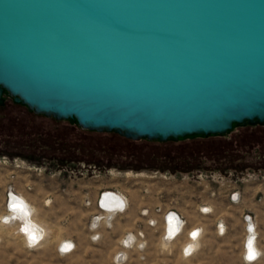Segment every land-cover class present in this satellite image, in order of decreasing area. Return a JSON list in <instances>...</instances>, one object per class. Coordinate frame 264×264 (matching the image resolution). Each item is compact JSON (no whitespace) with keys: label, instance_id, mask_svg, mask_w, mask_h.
Returning a JSON list of instances; mask_svg holds the SVG:
<instances>
[{"label":"water","instance_id":"1","mask_svg":"<svg viewBox=\"0 0 264 264\" xmlns=\"http://www.w3.org/2000/svg\"><path fill=\"white\" fill-rule=\"evenodd\" d=\"M2 91L132 140L264 125V0H0Z\"/></svg>","mask_w":264,"mask_h":264},{"label":"rangeland","instance_id":"2","mask_svg":"<svg viewBox=\"0 0 264 264\" xmlns=\"http://www.w3.org/2000/svg\"><path fill=\"white\" fill-rule=\"evenodd\" d=\"M17 108L27 120L42 119L50 127L57 128L65 125L88 136L95 134L105 136L100 140L88 138L87 143L100 141L105 145L126 146L122 141L108 138V136H114L113 132L81 129L74 124L73 120L54 121L29 112L19 104ZM2 110L0 108V113ZM250 128L247 131L250 134H263L261 130L252 129V126ZM239 130L236 126L223 135H210L202 139L186 137L174 142V144L187 143L184 145L186 149L210 147L215 149V153H210L208 156L200 150L199 153L195 152L183 159L187 165L198 162L197 165L189 167L183 165L181 169L163 171L133 167L130 165L131 162L146 164L134 158L130 159V164L127 163L129 159H119L115 164L101 166L99 170L92 166L76 167V170L70 171L71 166L41 163L31 159L30 155L24 153L25 149L21 148L23 145L16 146L13 143L12 140L18 137V133L15 136L0 135V137L10 138L7 143L0 144V161L3 157L9 160L17 159L18 164H26L25 167L33 165L35 168L29 170L0 162V217L6 211L5 202H3L4 192L7 187H10L14 192H21L28 198L36 208L37 218L49 229V234L47 233L49 236L42 241V244L27 247L10 228L5 230L0 226V264H246L241 254L243 236L240 208L228 204L225 195L239 189L237 188L239 185L245 186L256 182L253 175L264 171V147L254 142L250 149L246 145V149H243V146L236 143L232 137ZM247 132L244 133L247 134ZM19 136L29 138V141L32 140L31 138H37V135L30 131L28 134L24 132ZM244 137L248 136L244 135ZM121 140L124 141V139ZM135 142L160 144L159 141L146 139ZM149 144L145 143L144 147L135 150L141 154L155 151L156 149ZM159 150L162 148L157 149ZM230 150L244 154V157L237 156L234 160V162H242L240 165L245 166L243 169L227 166L226 155L230 153ZM101 151L104 152V150ZM113 158L116 159V155ZM180 158L170 160L169 163L182 160ZM244 177L245 179L241 181L240 179ZM110 188L119 191L127 198L129 201L127 209L114 216L109 227L103 225L91 231L89 222L96 212L94 209L96 195L102 189ZM18 196L21 195L18 194ZM204 205L214 206V211L209 215L196 214L198 206ZM171 206L185 213L189 220L187 222L185 218L186 228L192 226L202 228L198 246L188 257L182 254V247L185 244L183 237L165 244L161 240L160 222L157 221V225L153 227L147 224L149 211L157 207L165 209ZM207 210L211 211L209 208ZM226 219L229 222L228 225L224 222ZM220 221L226 226L224 235H218L216 232V224ZM138 232L144 235L138 240L144 242L141 248H137L136 245L124 248L121 245V240L126 234L137 235ZM92 234H98L99 238L92 241ZM62 237L71 239L74 246L65 254H60L57 250L59 247L56 246L58 239ZM120 250H125L126 254L122 256L121 261H118L116 257ZM263 259L264 257L259 262L251 264H264Z\"/></svg>","mask_w":264,"mask_h":264},{"label":"flooded vegetation","instance_id":"3","mask_svg":"<svg viewBox=\"0 0 264 264\" xmlns=\"http://www.w3.org/2000/svg\"><path fill=\"white\" fill-rule=\"evenodd\" d=\"M0 97V108L3 109L2 113H0V135L5 134L8 136H15L18 133V137L13 138L12 141L16 146L23 145V147L21 148L25 149L24 153L30 155L31 159L33 158V160L41 161V163L47 162V164L54 163L62 166H71V168H69L70 171L71 169L76 170V167L86 168L92 166L99 170L101 169V166L105 164H115V162H118L119 159H129V162L127 163L130 164V159L133 158L139 159L146 163L143 165V163L136 164L134 162H131L130 165L133 167L162 171L166 169L176 170L181 169V166L183 165L185 167L197 165L198 162H196V164L194 163L193 165L185 164L186 161L183 162L184 158L192 155L195 152L199 153V151L202 150L203 154H208V156L210 155V153H215V149H210V147L204 149H186L184 145H186L187 143L174 144V142H178L180 140H183L184 138L178 141H165L167 142V144L159 141L160 144L153 145L149 144L148 142L136 143L135 141H140L141 139L132 140L114 132V136H108V138L122 141L126 146L122 145L116 147L113 145H105L100 143V141H98L97 143H87L88 138H97V140H100L104 139L105 136H98L97 134L88 136L85 133L75 131L72 127H67L65 125H60L57 128L50 127L49 125L45 124L42 119L35 120L31 118L30 120H27L25 119L26 117L22 115V113L18 112V103L13 102L12 98L8 96L5 91L1 92ZM21 106L25 107L24 105ZM28 111L30 112V110ZM40 115L44 116L46 119H51L54 121L58 120L51 116H45L43 114ZM74 124L77 126L75 122ZM237 127L240 130L232 137L233 140L236 141V143L243 146V149H246V146H248L250 149L254 145V142H258L261 147H264V125L252 126V129L255 128L257 130H261L263 132L262 135H253L252 133H248L247 131L251 129L250 126ZM28 131L36 134L37 138H31L32 140L29 141V138L25 139L24 137L19 136V134H23L24 132L28 134ZM244 132H247V134ZM244 135H247L248 137L245 138ZM209 136H191L190 138L201 137L202 139L208 138ZM8 139L10 138L0 137V144L7 143ZM121 139H124V141L127 142H124ZM145 143L149 144L150 147L155 148L156 150L150 151L146 154H141L139 153V151L137 152L135 150L136 148L144 147ZM21 148L18 149L22 150ZM158 148H162V150L157 151ZM101 150H104V152ZM229 152L230 153L226 155V158H228L227 166L233 169H243L245 166L242 167L240 165L242 162H234V160L237 158V156H239L240 158L242 156L244 157V154L242 155L241 152H233L232 150H230ZM220 153L222 152L220 151ZM115 155L116 159L113 158ZM177 158H180L182 160H176V162L169 163L170 160H174Z\"/></svg>","mask_w":264,"mask_h":264},{"label":"built area","instance_id":"4","mask_svg":"<svg viewBox=\"0 0 264 264\" xmlns=\"http://www.w3.org/2000/svg\"><path fill=\"white\" fill-rule=\"evenodd\" d=\"M253 178L256 179L257 181H264V171L263 172H260V173H256L255 175H253ZM244 178H241L240 180H244ZM16 192H14L13 190H11L10 187H7V190H5L4 192V199L6 198V205L9 201L8 197L10 195L12 196H16L15 194ZM104 194H111V196L113 198L115 197H118L119 196V191L113 189V188H110V189H107V191H102L101 194H100V197H99V200L97 201V205H95V202H94V209H96V212L93 214L90 222H89V228L91 231H95L99 228H101L103 225H106L107 227L110 226L109 223L106 222V224L104 222H102V220L105 218L101 215H99L100 213H102L103 211L106 212V208L103 206L102 204V197L104 196ZM228 200L231 204H237L239 201H240V195L238 193V191L235 189L233 191H231L228 195ZM8 200V201H7ZM4 202V201H3ZM126 205V207H125ZM127 202H125V204L121 206H119V204H115L113 210L116 212L115 214L119 215L121 213L124 212L125 209H127ZM4 210V209H3ZM155 211L157 212H162V222H161V226H160V229H161V239L162 241L165 243H171V242H174L178 239H180L181 237H183L185 239V241H187L188 239H196L199 241L200 237L202 236V228L200 227H197L195 228L194 230L190 231V232H187L190 228H193L192 227H187L185 226V218L183 216H181L176 210L174 209H171V208H168V209H162L161 207H157L154 209ZM199 211L203 214H206V212L208 211L206 209V207L202 206V207H199ZM118 212V213H117ZM121 212V213H120ZM209 212V211H208ZM170 215H172L175 220H176V224H180V221H181V225L179 226L178 230H176L175 232H170V235H164V224H163V220L165 219V217H170ZM178 215L180 216V221H179V218H178ZM116 216V215H115ZM112 218V217H111ZM109 219V220H112V219ZM4 219H0V224H2L3 227H6L5 224L3 223ZM242 221H243V224H244V231L246 232L244 234V237L245 239L243 238L244 240V243H242V259L244 261V263L246 264H251V263H257L259 262L263 257H264V248L262 247L261 245V239L258 237L259 236V233L256 231V224L253 222V219H252V216L251 214L249 213H244L243 216H242ZM147 224L149 226H156L157 225V220L155 219H148L147 220ZM163 227V228H162ZM163 229V230H162ZM163 231V232H162ZM196 231V232H194ZM216 232L218 235H224L225 232H226V226L223 222H218L216 224ZM196 234L193 235V234ZM133 235V238L131 239H128V236ZM249 235H253L252 237V246H248L249 242L247 241L248 240V237ZM195 236V237H194ZM144 235L141 234L140 232L136 234L134 233H128L124 236V238L126 239H122L121 240V245L124 247V248H131L133 247L134 245H136V243L138 242L139 238H143ZM99 238V235L98 234H92L91 235V240L92 241H96L97 239ZM143 242V241H142ZM255 243H257V245L259 246V248L262 250V252H256L254 253V255H252V251L255 250L256 246H255ZM144 245V242L142 243ZM32 246H35V245H32ZM30 246V247H32ZM29 247V246H28ZM252 250H250V249ZM73 249V246H70L69 249L67 250H61V249H57L58 252L60 254H65V253H68L70 252L71 250ZM196 250V248H194L192 251H187L186 248H183L182 247V254L184 257H188L189 255H191L194 251ZM122 257V256H121ZM117 258V257H116ZM123 258V257H122ZM122 260V259H121Z\"/></svg>","mask_w":264,"mask_h":264},{"label":"bare ground","instance_id":"5","mask_svg":"<svg viewBox=\"0 0 264 264\" xmlns=\"http://www.w3.org/2000/svg\"><path fill=\"white\" fill-rule=\"evenodd\" d=\"M0 162H2L4 164L9 163L11 166L26 168L29 170H32L34 168L33 165L29 166V167H25V166H27L26 164H23V163L18 164L17 159L9 160L8 158L3 157V158H1ZM246 177H249V176L246 175ZM250 177L252 178V176H250ZM102 191H107V190H102ZM102 191H100L98 193L96 201H95V205H97V201L99 200V197H100V194ZM15 194H16V196L10 195L8 197L9 201L7 200L8 201L7 205H6V198L4 200L6 211L4 214H2L0 219H2V218L4 219L3 223L5 224L6 227H3L2 224H0V226L5 230L10 228L14 234H16L17 236H19L21 238L22 242L27 247L28 246L30 247L32 245L36 246V245H39L40 243L42 244V241L45 240L47 236H49V235H47L49 229L47 228V226L43 222L38 221V218H36L37 216L35 215L36 213L34 212L35 208L33 206H31V204L25 198L18 196L17 193H15ZM101 200H102L103 206L106 208L105 209L106 212L103 211L99 215L105 217L102 220V222H104L105 224H106V222L111 224V220H109V219L111 217L114 218V216L117 215V214H115L116 212L113 210L115 204H119V206H121V207L123 204H125V202H127V204H128L127 198L120 193H119V196L115 197V198H113L111 196V194H109V195L104 194V196L102 197ZM46 204H48V203L46 202ZM125 207H126V205H125ZM206 213H208V212H206ZM178 218L180 221L181 219H180L179 215H178ZM163 224L165 227L164 228V232H165L164 235L165 234L170 235V232L173 233L176 230H178L179 226L181 225V221H180V224L179 223L176 224L175 218L172 215H170V217H168V216L165 217V219L163 220ZM194 229H195V227L190 228L187 232H190ZM194 232H196V231H194ZM193 235L196 236L195 233ZM252 237H253V235H249V237H248V240H247L249 242L248 246H252V242H253ZM131 238H133V235L130 234V236H128V239H131ZM124 239H126V238H123V240ZM244 239H245V237H244ZM198 242L199 241L194 239V238L192 240L188 239L187 241L184 242L185 244H184L183 248H186L187 251H192L194 248H197ZM142 243L143 242L138 241L136 243V247L141 248L143 246ZM164 243H165V241H164ZM243 243H244V241H243ZM58 246H59V249H61V250H67V249H69L70 246H73V243H72V241H69V240H61L59 242ZM255 246H256V248H255V250L252 251V255H254V253H256V252H260V251L262 252V250L259 248L257 243H255ZM250 250H252V249H250ZM125 254H126L125 250H120L117 253L116 259L118 261H121V259H122L121 256H124Z\"/></svg>","mask_w":264,"mask_h":264},{"label":"crops","instance_id":"6","mask_svg":"<svg viewBox=\"0 0 264 264\" xmlns=\"http://www.w3.org/2000/svg\"><path fill=\"white\" fill-rule=\"evenodd\" d=\"M256 182H252L251 184H247L245 186H237V191L240 195V201L237 203V204H231L228 200V194L225 195V200L228 204L232 205V206H236V207H239V211H240V218L242 217V214L244 213H249L251 214L252 216V219H253V222L256 224V231L259 233V238L261 239V245L262 247L264 248V181H257V180H254ZM103 190V189H102ZM19 195L23 196L34 208L35 206L28 200V198L21 192H17ZM98 195V193H97ZM97 195H96V198H97ZM96 198H95V201H96ZM129 203V201H128ZM199 207L201 206H198V210L196 212V214L198 215H209L211 214L214 210V206H211V205H204V207H206V209H211L210 212L206 213V214H203L199 211ZM168 208H171V209H174L176 210L181 216H183L184 218H186V215L185 213L176 208V207H167L165 209H168ZM35 213H36V208H35ZM36 215V214H35ZM143 216H145V214H141ZM36 217V216H35ZM37 218V217H36ZM147 218L151 219V218H154V219H157L158 222H162V212H157L155 210H151L149 211V214L147 215ZM187 219V218H186ZM37 220V219H36ZM241 220V223H242V242H241V248H242V243H243V238H244V234H245V231H244V224H243V221L242 219ZM38 221H41L39 218H38ZM42 222V221H41ZM187 222H189V220L187 219ZM225 224L228 225L229 222L228 220L226 219L225 221ZM193 227H198V226H193ZM201 228V227H200ZM61 240H69V241H72L71 239L67 238V237H62V238H59L58 239V243L61 241ZM58 243L56 244V246H58ZM73 243V242H72ZM59 247V246H58ZM264 260V259H263Z\"/></svg>","mask_w":264,"mask_h":264}]
</instances>
